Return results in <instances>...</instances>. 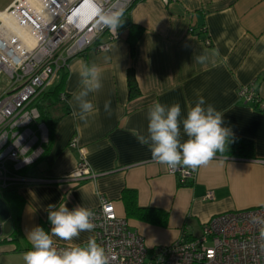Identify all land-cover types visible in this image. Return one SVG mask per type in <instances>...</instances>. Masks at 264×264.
I'll list each match as a JSON object with an SVG mask.
<instances>
[{
    "label": "crops",
    "instance_id": "crops-1",
    "mask_svg": "<svg viewBox=\"0 0 264 264\" xmlns=\"http://www.w3.org/2000/svg\"><path fill=\"white\" fill-rule=\"evenodd\" d=\"M15 1L0 0V28ZM130 18L143 28L134 56L125 28L108 50L89 48L64 68L68 110H55L60 119L51 141L25 172L56 181L14 185L22 201L6 199L0 189L13 220L11 232L0 235V264H24L23 253L31 247L26 232L36 225L50 228L46 211L50 204L93 209L104 197L114 201L117 213L126 217L121 195L126 188L134 189L140 206L169 213L166 226L128 218L131 229L149 247L172 244L184 232L200 235L203 224L219 213L264 207V110L238 95L241 86L254 82L264 100V0H175L170 4L140 0ZM0 40L11 48L6 30L1 29ZM200 55L207 58L198 62L195 57ZM82 61L103 69V88L89 96L98 111L86 121L74 115L78 109L72 103V93L78 90L76 69ZM130 68L141 91L135 98L129 93ZM199 96L224 112L225 126L234 135L253 141L254 156L217 153L205 166L184 167L194 170L195 177L181 185L168 167L152 160L134 131L146 129V113L153 101L178 102L183 114ZM107 100L111 104L105 111ZM74 136L97 173L77 185L57 181L76 167L80 157L69 147ZM209 191H213L211 199L205 198ZM89 236L94 237V231L81 233L75 241L56 242L84 243Z\"/></svg>",
    "mask_w": 264,
    "mask_h": 264
},
{
    "label": "built area",
    "instance_id": "built-area-1",
    "mask_svg": "<svg viewBox=\"0 0 264 264\" xmlns=\"http://www.w3.org/2000/svg\"><path fill=\"white\" fill-rule=\"evenodd\" d=\"M37 1L42 12H37L29 0H16L9 12L37 36L35 46L23 52L20 46L8 48L0 40V45L6 46L7 58L14 63L7 69L0 68V73L4 71L13 80L0 96L1 190L19 183L56 181L23 172L37 163L49 143V129L41 120L36 100L55 83L61 69L69 67L73 57L92 47L101 51L110 48L120 32L105 25L104 18L113 13L121 16L134 0ZM156 1L170 4L175 0ZM44 11L50 15L49 20L43 17ZM254 85L251 82L241 86L238 95L254 108L264 110V100ZM69 147L77 150L80 157L76 167L57 181L77 185L95 178L97 173L86 160L78 136L71 138ZM168 171L178 177L181 185L195 177L194 170L181 166ZM213 196L209 191L205 198ZM91 210L95 214L94 238L107 249L110 264H264V207L219 213L203 224L200 235L184 232L172 244L154 247L131 229L127 217L117 213L114 201L103 197L100 205Z\"/></svg>",
    "mask_w": 264,
    "mask_h": 264
},
{
    "label": "clouds",
    "instance_id": "clouds-1",
    "mask_svg": "<svg viewBox=\"0 0 264 264\" xmlns=\"http://www.w3.org/2000/svg\"><path fill=\"white\" fill-rule=\"evenodd\" d=\"M104 24L113 30L122 25L119 13L104 18ZM206 55L195 57L203 62ZM78 90L72 93L74 115L86 121L98 111L90 94L103 88V69L95 62L82 61L76 69ZM111 101H105V111ZM144 132L134 131L137 141L147 146L151 158L170 169L183 166L196 169L207 165L217 153L223 154L234 142V133L225 126L224 112L199 96L182 114L176 102L165 104L159 100L149 105ZM183 137H186L184 139ZM50 228L36 225L26 232L30 248L23 253L24 264H110L107 249L89 236L84 243L57 247L56 241H75L81 233L92 232L94 212L80 204L69 208L65 203L47 206Z\"/></svg>",
    "mask_w": 264,
    "mask_h": 264
},
{
    "label": "trees",
    "instance_id": "trees-1",
    "mask_svg": "<svg viewBox=\"0 0 264 264\" xmlns=\"http://www.w3.org/2000/svg\"><path fill=\"white\" fill-rule=\"evenodd\" d=\"M140 0H134L130 7H128L120 16L122 25L118 27L119 32L123 29H128V42L130 45V51L132 56L136 53L137 43L142 36L143 28L132 22L130 18V11L133 6ZM65 69H61L59 78L55 83L45 91H43L36 100L35 105L38 106L41 113V120L46 123L49 129V142L51 141L53 131L56 124L59 121V116L55 115V110H68L69 94L65 89ZM128 86L130 98H135L140 95V88L136 79L134 69L130 68L128 71ZM65 98H62V95ZM229 155L238 156H254V143L252 140L234 135V142L228 146V150L225 152ZM35 165V164H34ZM31 167V166H30ZM23 170L25 173L27 169ZM6 193V199H17L22 201L23 199L17 194V187L14 185L4 190ZM121 199L125 206L126 217L133 218L140 221H144L150 224L166 226L169 222V213L166 210L156 207H143L138 203V193L134 189L126 188L123 190Z\"/></svg>",
    "mask_w": 264,
    "mask_h": 264
},
{
    "label": "bare ground",
    "instance_id": "bare-ground-1",
    "mask_svg": "<svg viewBox=\"0 0 264 264\" xmlns=\"http://www.w3.org/2000/svg\"><path fill=\"white\" fill-rule=\"evenodd\" d=\"M30 5L36 9L37 12H42V5L37 0H29ZM43 17L47 20L50 19V15L44 11ZM6 24H4L3 27L0 29L6 30L7 36L10 34L12 42L10 43L9 47L16 49V46H20L23 52H27L31 50L36 42H37V36L33 34V32L30 31L28 28V25H26L16 14L9 13L8 14V20L5 21ZM10 30V31H9ZM9 31V32H8ZM8 46V45H7ZM6 46H3V44L0 45V66L2 69H7V67H12L13 62L7 58V54L5 52ZM8 65V66H7ZM0 67V68H1Z\"/></svg>",
    "mask_w": 264,
    "mask_h": 264
},
{
    "label": "water",
    "instance_id": "water-1",
    "mask_svg": "<svg viewBox=\"0 0 264 264\" xmlns=\"http://www.w3.org/2000/svg\"><path fill=\"white\" fill-rule=\"evenodd\" d=\"M10 217L11 208L7 201L0 196V235L11 232L13 220Z\"/></svg>",
    "mask_w": 264,
    "mask_h": 264
},
{
    "label": "rangeland",
    "instance_id": "rangeland-1",
    "mask_svg": "<svg viewBox=\"0 0 264 264\" xmlns=\"http://www.w3.org/2000/svg\"><path fill=\"white\" fill-rule=\"evenodd\" d=\"M12 84L13 80L7 75V73L2 71L0 73V96H2L7 91V89L12 86Z\"/></svg>",
    "mask_w": 264,
    "mask_h": 264
}]
</instances>
